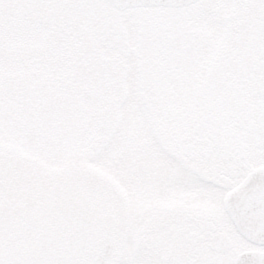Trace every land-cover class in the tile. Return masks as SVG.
Masks as SVG:
<instances>
[{"label":"rangeland","instance_id":"rangeland-1","mask_svg":"<svg viewBox=\"0 0 264 264\" xmlns=\"http://www.w3.org/2000/svg\"><path fill=\"white\" fill-rule=\"evenodd\" d=\"M0 12L3 264L20 254L5 243L8 224L54 186L56 216L84 196L117 223L122 264H150V201L161 203L155 215L211 217L216 264L258 248L238 234L223 200L264 164L261 86L252 81L264 58V0L123 11L99 0H0ZM155 113L174 119L162 124L167 137ZM180 139L185 153L166 147ZM224 234L229 252L220 249Z\"/></svg>","mask_w":264,"mask_h":264},{"label":"flooded vegetation","instance_id":"flooded-vegetation-1","mask_svg":"<svg viewBox=\"0 0 264 264\" xmlns=\"http://www.w3.org/2000/svg\"><path fill=\"white\" fill-rule=\"evenodd\" d=\"M260 51L264 56V48ZM261 58L260 63L257 61L260 68L256 71L259 73L253 74L252 81L263 87L264 58L262 56ZM259 106L264 114V99H260ZM154 115L156 118H152L153 125L162 130V138L167 137L166 127L162 124L174 119H168L167 114ZM174 143L169 140L166 147L179 150L183 148V140H175ZM182 152L185 153L181 150L180 154ZM19 162V160L14 161L13 171L22 168ZM179 162L185 166L181 158ZM259 167H264V164ZM196 172L199 174V171ZM199 175L202 177L201 174ZM192 187H195V183ZM57 191V186L51 188L49 195L31 212L24 214V218L15 219L13 223L8 224L9 231L5 235V243L11 250L16 249L20 254L10 253L3 258L4 263L61 264L65 262L66 264V262L81 261L89 264H122L126 244L119 242L117 223L109 224L103 220L100 208L84 196L81 198L76 196L78 200L70 206L67 215L56 216L50 206L52 203L50 198ZM184 196L182 193L179 195L182 199ZM160 205L161 203L154 204L150 201V264H216L217 257L209 254L215 248L213 235L219 227L211 222V217L189 218L185 213L179 210L177 212L176 208L169 209L168 212L160 210L163 211L160 212L162 214L155 215V208ZM222 237L228 235L224 234ZM220 249L225 250V247ZM202 254L208 257L203 258Z\"/></svg>","mask_w":264,"mask_h":264},{"label":"water","instance_id":"water-1","mask_svg":"<svg viewBox=\"0 0 264 264\" xmlns=\"http://www.w3.org/2000/svg\"><path fill=\"white\" fill-rule=\"evenodd\" d=\"M119 9L132 6H187L198 0H103ZM264 98V89L261 91ZM264 149V137L258 144ZM226 206L240 232L250 241L264 245V169L252 173L250 180L236 191ZM228 249V247L226 248ZM236 264H264V253L246 252Z\"/></svg>","mask_w":264,"mask_h":264},{"label":"snow or ice","instance_id":"snow-or-ice-1","mask_svg":"<svg viewBox=\"0 0 264 264\" xmlns=\"http://www.w3.org/2000/svg\"><path fill=\"white\" fill-rule=\"evenodd\" d=\"M11 7H26L27 5L21 3H14L10 5ZM7 23L5 19V13L0 12V25H3ZM0 264H3L2 261H0ZM61 264H65V262H61ZM66 264H89V262H81V261H71V262H66Z\"/></svg>","mask_w":264,"mask_h":264}]
</instances>
